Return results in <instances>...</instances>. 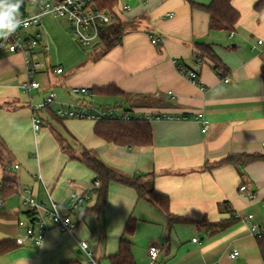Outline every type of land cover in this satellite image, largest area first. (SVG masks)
Returning <instances> with one entry per match:
<instances>
[{"label": "crops", "instance_id": "0c3cea01", "mask_svg": "<svg viewBox=\"0 0 264 264\" xmlns=\"http://www.w3.org/2000/svg\"><path fill=\"white\" fill-rule=\"evenodd\" d=\"M212 1L132 0L131 9L120 15L128 25L122 45L101 56L96 52L99 47L84 52L52 15L44 18L39 29L48 48L43 58L48 68L41 74L45 87L41 84L36 96L42 89L52 90V80L61 87L91 91L116 86L123 96L95 98L111 101L101 107L151 118L153 145L147 148L108 144L95 135L96 122L60 120L52 106L42 110L52 120L45 127L40 110H34L42 103L34 101L33 92L29 95L21 89L26 80L23 57L0 48V182H10L15 189L13 196L0 198V242H15L25 234L19 226L20 221L30 222L20 195L24 190H31L44 203L49 193L61 205L73 193L92 192L95 175L71 160L60 137L73 151L72 145L80 149L75 157L87 150L125 177L152 179L154 189L169 198L176 217L217 224L230 219L231 212L239 222L216 236L187 223L169 230L167 218L139 200L134 189L112 184L102 215L85 214L96 203L93 194L91 204L73 214V233L50 224L41 247L16 244L14 250L0 254V264H89L81 241L88 243L97 264H112L110 258L118 254L131 218L137 220V231L125 238L133 244L136 264H152L151 246L161 249L154 264H220L226 258L231 261L235 249L240 255L232 261L264 264L246 221L253 214L256 223H264V162L249 164L242 171L220 165L231 155H264V63L260 64L264 61V12L255 10L258 0H232L240 14L235 31H210L208 14L193 5L208 6ZM153 38L158 44L152 43ZM198 45L211 47L227 68L226 75L216 72L208 58L202 67L197 64ZM179 66L197 72L199 84L184 77ZM55 67L64 73L56 74ZM198 114H204L209 124L207 133ZM163 115L173 120L157 119ZM34 116L43 121L38 133L33 130ZM15 165L20 168L16 170ZM244 185L256 193L255 201L241 194ZM96 218L102 219L103 229L98 228L99 221L94 222ZM141 229L147 237L139 243ZM195 232L204 237L197 240Z\"/></svg>", "mask_w": 264, "mask_h": 264}, {"label": "built area", "instance_id": "2783aa9c", "mask_svg": "<svg viewBox=\"0 0 264 264\" xmlns=\"http://www.w3.org/2000/svg\"><path fill=\"white\" fill-rule=\"evenodd\" d=\"M114 0H26L20 9L22 19L27 21V26L23 24L17 29L16 33L9 37L7 41L0 40V48L7 49L13 54H19L23 57L24 68L26 73V80L21 84V89L28 93L39 90L41 83L37 77L41 72L47 70L46 63L43 58L48 53V48L42 44V35L39 29L43 27V20L47 15H52L55 18L66 21L74 36L75 41L80 47L92 48L91 50L101 47L100 33L101 31L120 20V15L128 12L131 8L129 3L132 0H117L113 7H109L106 3ZM170 18L174 15H169ZM158 39L153 38L152 43L158 44ZM263 44L262 41L259 42ZM197 64L202 67L203 62L198 61ZM181 74L190 82L198 85V73L190 71L182 67H178ZM54 72L58 75L64 73L63 68L55 67ZM221 74V73H220ZM228 83L229 79L226 78ZM72 94L80 97L75 105L60 104L59 109L54 113L56 117L62 120L77 119V120H92L100 122L106 119H119L129 121L133 115L126 113L116 107H101L95 108L93 106L95 96L89 89L74 88L71 90ZM57 95L51 93L50 96L34 110H46L55 103ZM89 99L88 103L86 100ZM93 100V102H92ZM138 118H144L141 115H135ZM151 120V118H145ZM157 119L173 120L172 117L163 115ZM197 119L203 124V133H207L209 124L205 119L204 114H198ZM43 126L41 118L33 117V130L38 133ZM19 169L18 165L14 166ZM2 183L0 182V188ZM100 187V182L95 181L92 192L73 193L70 195L66 205H61L56 202L52 196L49 195L47 203L41 202L38 197L29 189L20 193L23 205L29 214V221H20L19 226L25 230V234L18 237L15 242L18 246H25L26 244H33L36 247H41L47 237L50 229V224L65 232L73 233L76 224L73 221V214L80 209L91 204L94 196L93 192ZM241 194L245 195L248 200L255 201L257 195L254 191L249 190L247 186L240 188ZM3 207V201L0 200V208ZM264 218V212H263ZM256 217L253 214L248 215L246 221L249 224V232L258 240H264V223L258 224L255 222ZM197 242V240H194ZM79 246L89 260V264H97L89 245L85 241L79 242ZM161 255V249L157 246L149 248V257L154 264ZM238 250H233L230 258L235 260L239 257Z\"/></svg>", "mask_w": 264, "mask_h": 264}, {"label": "trees", "instance_id": "16d2710c", "mask_svg": "<svg viewBox=\"0 0 264 264\" xmlns=\"http://www.w3.org/2000/svg\"><path fill=\"white\" fill-rule=\"evenodd\" d=\"M26 0H23V3ZM117 0L106 3L109 7H113ZM209 16V30L210 31H225L232 33L240 19V14L232 6V0H213L208 6L193 5ZM255 10L261 14L264 12V0H258L255 5ZM127 24L122 23L121 20L116 24L104 28L100 33L101 47L104 55L112 49L121 46L123 38L127 32ZM100 47V48H101ZM199 54H197V62L208 58L214 63V70L221 73V76L226 75L227 68L222 64L217 55L213 52L210 46L198 45ZM97 55V56H101ZM94 96H112L121 97L124 94L116 87L109 86L103 89H95L91 91ZM117 108V107H116ZM48 109V108H46ZM50 111V110H48ZM126 113L133 115L129 121L119 119H106L97 122L94 127L95 135L104 140L108 144L119 147H151L153 145V132L150 121L145 118L136 117L132 110ZM56 117V115L54 114ZM58 118V117H56ZM60 119V118H58ZM62 120V119H60ZM60 139L62 149L68 153L69 148L65 146L63 140ZM71 160L77 161L85 168L95 175V181L100 182L99 189L93 193L96 196V203L88 209L87 215H102L108 204L109 189L112 184H120L134 189L139 197V200H145L154 207H156L168 220V229L171 230L175 224L187 223L193 224L197 228L204 229L213 236H216L225 230L231 228L239 222L231 212V218L221 221L217 224L209 223L206 219L203 221L189 220L186 218L176 217L171 214L170 200L167 196L158 193L153 187V180L150 179L147 184L146 176H136L133 178L125 177L116 170L107 166L103 161L97 158L92 152L83 150L80 156L75 157L71 155ZM264 162V155H231L221 161V166H233L238 170H243L247 165ZM10 182L3 181L0 188V198L6 199L15 194V189L10 185ZM150 184V186H149ZM148 185V187H147ZM137 231V220L129 219L123 238L121 239L118 254L110 258L112 264H136L133 254L132 242L126 240V236L133 237ZM260 254L264 263V240H258ZM16 248V243L11 240H4L0 242V254L4 255ZM62 264H82L80 261L65 262Z\"/></svg>", "mask_w": 264, "mask_h": 264}, {"label": "rangeland", "instance_id": "374dc122", "mask_svg": "<svg viewBox=\"0 0 264 264\" xmlns=\"http://www.w3.org/2000/svg\"><path fill=\"white\" fill-rule=\"evenodd\" d=\"M60 22V24H61V27L65 30L66 29V31L67 32H69V34H70V36L72 37V39H74V36L72 35V33H71V28L69 27V24L66 22V21H64V20H61V19H58ZM59 26V25H58ZM75 40V39H74ZM76 42V41H75ZM76 44H77V42H76ZM72 45L73 46H75V44L74 43H72ZM78 45V44H77ZM79 46V45H78ZM75 48H77L78 49V47H76L75 46ZM82 48V47H81ZM92 48H88V47H86V48H82V50L84 51V52H86V53H91L93 50H91ZM78 50H80V49H78ZM103 51H104V48H100L99 47V50L98 51H96V52H98L97 54L98 55H101L102 53H103ZM51 55H53V52L51 53ZM54 56H55V53H54ZM58 58H59V56H58ZM58 58L57 57H55L54 59H56V61L58 60ZM43 72H41L40 74H39V76H38V80L41 82V84H43V89H44V87H45V80H44V78L43 77H41V74H42ZM52 82V90H48V92H44V90L42 89L41 90V92H40V95L39 96H36L39 92H37V91H34L33 92V97L35 96V99H34V101L35 102H40V103H43V99L44 98H48V96H50V94L51 93H56V95H57V98H58V100H57V102H55V104L54 105H51L52 106V110L53 111H57L58 109H59V107H60V103H64V104H66V105H75L76 103H77V101L80 99V97H78V96H76V95H74V94H72V91H71V89H74V88H70V87H61V86H58V85H56L55 84V81L54 80H52L51 81ZM56 85V86H55ZM105 100H107V99H101V98H95L94 99V102H93V100H92V102H93V106L95 107V108H101V106H103V105H106L105 103H111V101H105ZM88 103L90 102L88 99L86 100ZM38 115H41V117H43L44 118V124H45V127H47V128H49L48 126H50V124H47V121H49L48 119H47V113L46 112H44V111H42V110H40L39 112H38ZM46 119V120H45ZM68 120H70V119H68ZM76 120V119H75ZM50 123H52V120H51V118H50V121H49ZM66 139H67V137H65ZM73 147H74V151H73V148L71 149V147L70 146H68V148H69V151H68V154L69 155H73V156H77V154H76V152H80V149L79 148H77V147H75L74 145H72ZM76 151V152H75ZM34 155H36V153L34 154ZM148 181L149 180H146V181H144V183L145 184H147L148 183ZM149 186H150V184H149ZM147 187H148V185H147ZM261 218H262V215H261ZM97 221H99V225H98V228H101V229H103L102 227H103V221H102V219H101V221L100 220H98L97 218L95 219V221L94 222H97ZM147 237V233H145V232H143V230L141 229L140 230V232H139V234H138V239H139V243H141V240H144L145 238ZM193 237L194 238H196L197 240H201V238L202 237H204V236H202L201 234H198V233H194V235H193ZM190 241H192V238L190 239ZM202 242V241H201ZM85 260H86V257H85ZM232 261V260H231ZM230 261V259L228 260L227 258L226 259H224L223 260V262L222 263H220V264H239V263H236L235 261H232L231 262Z\"/></svg>", "mask_w": 264, "mask_h": 264}, {"label": "clouds", "instance_id": "9594fccd", "mask_svg": "<svg viewBox=\"0 0 264 264\" xmlns=\"http://www.w3.org/2000/svg\"><path fill=\"white\" fill-rule=\"evenodd\" d=\"M22 4L23 0H0V40L7 41L22 24L27 26V21L22 19L20 13ZM258 74L259 65L256 69V75Z\"/></svg>", "mask_w": 264, "mask_h": 264}, {"label": "water", "instance_id": "95a60500", "mask_svg": "<svg viewBox=\"0 0 264 264\" xmlns=\"http://www.w3.org/2000/svg\"><path fill=\"white\" fill-rule=\"evenodd\" d=\"M79 254H80V255H82V254H83V252H82V251H80V252H79Z\"/></svg>", "mask_w": 264, "mask_h": 264}]
</instances>
